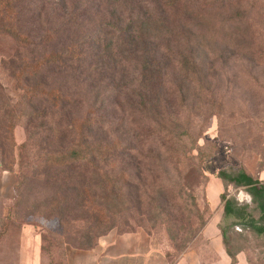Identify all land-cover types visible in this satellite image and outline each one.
Returning a JSON list of instances; mask_svg holds the SVG:
<instances>
[{
	"label": "rangeland",
	"instance_id": "374dc122",
	"mask_svg": "<svg viewBox=\"0 0 264 264\" xmlns=\"http://www.w3.org/2000/svg\"><path fill=\"white\" fill-rule=\"evenodd\" d=\"M15 2L13 12L0 14V264H28L38 244L39 264H71L114 233L147 235L168 264H191L194 254L199 263L223 264L201 247L197 231L203 221L221 216L224 188L217 172H264V0H238L228 13L187 23L201 34L204 72L185 76L173 66L167 73V109L159 126L133 112L118 89L106 94L105 83L88 88L69 66L32 72L43 57L96 30L90 19L97 0ZM239 15L247 16L248 36L246 25L228 22ZM11 26L30 45L10 37ZM52 91L60 108L45 96ZM82 121L91 125L88 144L127 148L104 164V174L118 180L113 189L92 169L77 193L67 182H52L57 170L50 158L77 143L72 125ZM112 190L117 197L111 199ZM226 194L250 205L241 190L228 187ZM101 209L112 229L91 233ZM230 222L220 220V227ZM228 235V248L241 251V264H264V236L240 226Z\"/></svg>",
	"mask_w": 264,
	"mask_h": 264
},
{
	"label": "trees",
	"instance_id": "16d2710c",
	"mask_svg": "<svg viewBox=\"0 0 264 264\" xmlns=\"http://www.w3.org/2000/svg\"><path fill=\"white\" fill-rule=\"evenodd\" d=\"M238 5V0H97L96 10L90 19V24L93 20L97 22L96 30L80 42L72 43L62 53L48 54L31 69L37 73L41 69L69 66L78 77H83L82 82L91 89L102 83L106 84V94L118 89L133 112L142 113L147 121L159 126L167 109L163 95L167 73L174 67L177 73L185 76L197 77L204 72L201 56L206 57L207 54L198 43L201 34L195 36L187 23L196 19H212L214 15L228 13ZM15 7V0H0L1 15L13 12ZM228 22L246 25L248 31L245 36L251 33L247 16L229 18ZM8 34L22 46L30 45L13 26L8 29ZM48 38L49 42L53 41L51 36ZM88 80L90 83L87 84ZM181 92L179 85L176 94L181 95ZM45 96L54 108H60L55 92H48ZM90 127L88 121L74 123L72 129L77 143L66 153L50 158V166L57 170L53 173L52 182H67L76 193L79 189L77 186L85 183L89 169L94 170L113 189L118 180H110L111 177L104 174V164L127 149L119 142L112 146L88 144L85 135ZM152 130L159 133L154 128ZM216 178L224 188L219 199L223 220H231L228 227L240 226L254 236H264V183L258 176L253 177L242 169L221 170ZM228 187L245 192L250 198V205H240L234 198L228 197ZM86 193L87 189L83 188L84 197H87ZM110 194L111 199L117 197L113 190ZM77 197L81 200V206L85 205L83 196ZM109 217L105 210H98L92 218L90 232L110 231ZM204 224L203 221L197 232ZM229 228L220 227L219 230L230 264H237L236 256L241 251L232 252L228 248ZM91 238L86 240L90 243Z\"/></svg>",
	"mask_w": 264,
	"mask_h": 264
},
{
	"label": "crops",
	"instance_id": "0c3cea01",
	"mask_svg": "<svg viewBox=\"0 0 264 264\" xmlns=\"http://www.w3.org/2000/svg\"><path fill=\"white\" fill-rule=\"evenodd\" d=\"M260 181H264V172L258 175ZM220 220L210 219L199 231L202 241L201 247L211 250L223 264H230V259L226 255L220 233ZM36 247V246H35ZM32 249L31 258L28 264H39V244ZM204 250V249H203ZM202 251V250H201ZM194 254V253H193ZM192 254V255H193ZM240 254V253H239ZM236 256V261H240V255ZM195 255V254H194ZM191 257V264H202L198 258ZM188 258V259H189ZM71 264H168L164 253L147 235L141 233H128L118 235L116 233L100 239L96 246L90 250L76 254Z\"/></svg>",
	"mask_w": 264,
	"mask_h": 264
}]
</instances>
